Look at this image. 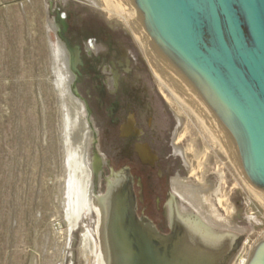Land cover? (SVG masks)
<instances>
[{
    "label": "water",
    "instance_id": "water-1",
    "mask_svg": "<svg viewBox=\"0 0 264 264\" xmlns=\"http://www.w3.org/2000/svg\"><path fill=\"white\" fill-rule=\"evenodd\" d=\"M123 1L152 60L264 203V0ZM60 44L76 156L70 264H218L209 243L180 233L166 237L138 217L131 178L125 179L124 167L107 164L104 154L119 162L136 154L137 142L141 159L153 163L172 151L173 141L119 80L110 81L115 75L97 55V68L78 65L74 82L70 53ZM105 88L121 97L117 116ZM120 116L122 123L133 122L136 140L121 136ZM176 162L183 165L181 158ZM186 177L211 187L192 182L188 170ZM172 183L185 205L213 227L233 235L252 229L217 211L212 193L180 177ZM248 264H264V240Z\"/></svg>",
    "mask_w": 264,
    "mask_h": 264
},
{
    "label": "rangeland",
    "instance_id": "rangeland-1",
    "mask_svg": "<svg viewBox=\"0 0 264 264\" xmlns=\"http://www.w3.org/2000/svg\"><path fill=\"white\" fill-rule=\"evenodd\" d=\"M99 1L0 0V264L71 261L76 156L55 30L64 10L76 14L83 30L95 25L115 33L112 50L101 41V61L118 69V80L172 141L176 133L179 145L196 154L188 172L192 182L215 187L212 206L252 224L232 263L240 264L264 240V203L151 60L124 1ZM123 54L138 68L130 77L114 64Z\"/></svg>",
    "mask_w": 264,
    "mask_h": 264
},
{
    "label": "flooded vegetation",
    "instance_id": "flooded-vegetation-1",
    "mask_svg": "<svg viewBox=\"0 0 264 264\" xmlns=\"http://www.w3.org/2000/svg\"><path fill=\"white\" fill-rule=\"evenodd\" d=\"M64 13V15H63ZM55 22L58 26V36L65 44L71 57V67L75 73V80L78 75V65L88 67L89 69H96L98 64H95L96 57L101 59V50L103 45L110 44V49L118 44L115 33L107 32L106 28L95 25H90V30H83L78 24L76 14L70 11H60ZM111 49V50H112ZM110 50V52H111ZM124 55H115L114 64L117 65L129 77L134 70L137 72L135 66H131V61ZM105 57H103V60ZM114 68L116 66H113ZM118 69L111 70L113 75L117 78H110V81L115 85L118 83ZM128 77V79H129ZM119 85V83L117 84ZM103 96L112 98L110 101L114 108L115 116L120 114L121 99L119 93L114 97V93L104 89ZM133 97V95H131ZM118 129L121 131V136L124 139L133 141L137 139V131L133 122L122 123L123 116L118 117ZM133 124V125H132ZM132 127V131L127 129ZM136 154L122 155L121 160L110 161L108 157L101 151L100 142L98 140V150L104 154L106 163L112 164L114 167H124L126 178H131L132 192L135 198V208L138 217H144L149 225L154 228L159 234L166 237L173 235H182L184 239L191 242L209 243V248L212 250V255L218 259V264H232L236 255L246 242V233L233 235L230 230L218 229L210 225L206 220L201 218L194 206L185 205L183 195L178 193L174 187L172 180L175 177H180L191 188L200 189L202 192L212 193L215 187L202 188L193 184L187 183L186 170L195 165L196 154L187 151L183 146L179 145L177 134H174L173 142L171 143L172 151L168 152L167 156H156V161L144 162L138 154L142 148V144L135 142ZM176 147L180 151H176ZM186 151V152H185ZM188 154L189 157H186ZM177 158H181L183 165L176 162ZM213 178H216L215 171ZM215 193L217 190L214 191ZM213 192V193H214ZM206 193V194H207ZM185 197V196H184ZM178 200V201H177ZM142 214H140V212ZM234 223V222H233ZM238 225V224H237ZM229 231V232H226ZM175 240H178L175 239ZM183 240V239H182ZM179 241V240H178Z\"/></svg>",
    "mask_w": 264,
    "mask_h": 264
},
{
    "label": "bare ground",
    "instance_id": "bare-ground-1",
    "mask_svg": "<svg viewBox=\"0 0 264 264\" xmlns=\"http://www.w3.org/2000/svg\"><path fill=\"white\" fill-rule=\"evenodd\" d=\"M93 4H96V5H98V4H100V5H103L104 3L103 2H101V1H99V0H90ZM103 1V0H102ZM116 1H118V0H116ZM105 2V1H104ZM118 3H120V2H117V4ZM107 5V4H106ZM121 5H123V3H121ZM118 6H120L119 4H118ZM124 6V5H123ZM122 7V6H121ZM124 9H125V11H126V7L124 6ZM123 9V10H124ZM131 17V16H130ZM53 25V24H52ZM53 27V26H52ZM55 28H56V26H55ZM135 28V27H134ZM54 29V28H53ZM55 30H57V28L55 29ZM136 32V31H135ZM137 36L141 39V41L143 42V40H142V38H141V36H140V34L139 33H137ZM60 40V39H59ZM144 43V42H143ZM145 46V45H144ZM149 53V52H148ZM149 56H150V54H149ZM148 56V57H149ZM150 58H151V56H150ZM151 60H152V58H151ZM153 61V60H152ZM154 62V61H153ZM65 69H66V67H65ZM63 71V70H62ZM64 72H65V80H66V84H67V86H69V83H68V75H67V72L64 70ZM61 80V79H60ZM63 86V85H62ZM61 87V86H60ZM69 90V89H68ZM65 92V91H64ZM67 93V92H66ZM70 94V93H69ZM64 96H65V94H64ZM67 97V96H66ZM67 100V99H66ZM66 102V101H65ZM70 102V101H69ZM68 102V103H69ZM186 152V151H185ZM186 155V157H189V155L188 154H185ZM198 167V166H197ZM197 169V168H196ZM200 170V169H199ZM245 179V178H244ZM221 202V201H220ZM228 219V218H227ZM246 243V242H245ZM256 245V244H255ZM253 246V248L251 249V251H250V253H247L246 255H245V257H243V259H241V262H240V264H248L249 263V261H250V259H251V257H252V254H253V252H254V249H255V247L256 246Z\"/></svg>",
    "mask_w": 264,
    "mask_h": 264
},
{
    "label": "built area",
    "instance_id": "built-area-1",
    "mask_svg": "<svg viewBox=\"0 0 264 264\" xmlns=\"http://www.w3.org/2000/svg\"><path fill=\"white\" fill-rule=\"evenodd\" d=\"M63 15H64V13H63ZM258 244V243H257Z\"/></svg>",
    "mask_w": 264,
    "mask_h": 264
}]
</instances>
